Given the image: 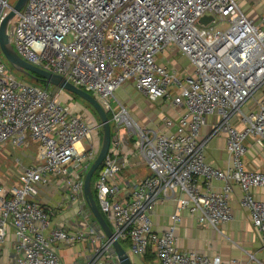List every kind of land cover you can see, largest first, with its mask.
I'll return each mask as SVG.
<instances>
[{
  "label": "built area",
  "instance_id": "built-area-1",
  "mask_svg": "<svg viewBox=\"0 0 264 264\" xmlns=\"http://www.w3.org/2000/svg\"><path fill=\"white\" fill-rule=\"evenodd\" d=\"M12 7L9 0H0V24ZM16 15L15 51L92 94L109 116L114 135L94 189L116 239L129 243L131 254L143 256L152 249L160 264H222L220 258L181 251L176 229L184 211L202 226L230 222L235 185L264 243V203L253 192L264 187V164L252 170L244 163L248 139L264 142V6L254 18L238 0H28ZM205 16L213 17L206 25L200 23ZM173 51L190 62L185 76L159 60ZM126 81L147 98L171 102L178 117L163 115L161 122L172 133L146 129L124 104H112ZM60 94L51 85L19 80L0 59V147L28 139L38 145L37 162L22 170L19 184L0 182V246L10 225L16 238L14 264H61L58 243L89 244L85 264L104 258L120 264L84 192L99 147L82 144L101 124L85 120L70 103L58 102ZM209 117L215 122L203 137ZM216 136L226 139L225 169L206 157ZM124 137L134 138L149 174L134 181L122 201L114 182L129 164L121 151ZM56 180L67 188V200L79 206L74 231L64 223L52 227L49 211L35 200L39 186ZM215 181L221 182L220 189L213 188ZM168 200L177 202L172 223L156 232L151 214Z\"/></svg>",
  "mask_w": 264,
  "mask_h": 264
},
{
  "label": "crops",
  "instance_id": "crops-1",
  "mask_svg": "<svg viewBox=\"0 0 264 264\" xmlns=\"http://www.w3.org/2000/svg\"><path fill=\"white\" fill-rule=\"evenodd\" d=\"M252 0H249L251 2ZM255 1V0H253ZM262 2V9L264 0ZM248 2H241V7L250 16L257 18L260 13L250 10L247 6ZM179 52H167L159 57H163L169 66L170 56ZM177 63V62H176ZM174 66H178L175 64ZM172 68V67H171ZM180 68L181 67H176ZM139 103H134L128 110L141 126L146 129L156 130L161 133H172L173 129L165 128L161 122L163 115L177 119L178 110L174 108L168 100L151 101L144 95L139 96ZM148 115H147V113ZM152 116V118H149ZM158 117V120L154 119ZM215 122V117H209L207 125L202 130V136H206L211 125ZM124 136V135H123ZM90 143L89 145H92ZM82 145H88L87 141ZM248 150L244 156V163L247 169H260L264 164V142H259L256 138H249ZM36 153L30 155L29 164L32 166L37 162L38 145H36ZM96 146V144H94ZM121 151L129 157V164L124 168L115 180L118 188V196L124 201L130 196L132 184L134 181L141 179L149 174V170L143 160L131 144L128 137H124L121 144ZM207 160L213 166L225 169L229 164V155L226 147V139L224 136L213 137L206 150ZM32 159V160H31ZM25 168V167H24ZM23 170V169H22ZM23 172V171H22ZM21 172V173H22ZM20 173V174H21ZM20 177V175H19ZM19 177H16L14 183L1 182L5 184H19ZM221 182H213V188L220 189ZM254 195L258 201L264 203V187L254 188ZM242 190L235 185L232 196L231 206L233 210V219L220 225L218 228L211 226H202L197 219L188 211L182 213V220L176 229L177 246L181 251H195L209 258H220L222 264H260L264 263V243L262 233L254 226L250 213L241 206L240 200ZM35 200L40 202L50 213L51 226L64 223L69 230L74 231L73 225L79 221L77 203H71L67 200V188L62 182L53 181L49 185L39 186L38 194ZM177 202L168 200L163 204H158L152 212L153 229L156 232L166 231L172 223L171 215L176 211ZM16 242L13 228L8 225L6 227V240L0 246V264H14V245ZM123 247L130 253V244L122 243ZM56 249L61 257V264H85L91 254L89 244L66 245L64 243L56 244ZM111 253L116 252L111 249ZM134 264H160L156 255L149 252L143 256L131 254ZM112 260L104 258L99 264H111Z\"/></svg>",
  "mask_w": 264,
  "mask_h": 264
},
{
  "label": "rangeland",
  "instance_id": "rangeland-1",
  "mask_svg": "<svg viewBox=\"0 0 264 264\" xmlns=\"http://www.w3.org/2000/svg\"><path fill=\"white\" fill-rule=\"evenodd\" d=\"M240 5L241 2H248L247 6L250 10L256 11L257 13H260L262 10V2L260 0H255L249 2V0H238ZM10 4L15 6L17 3V0H9ZM245 11V10H244ZM9 11H7L8 14ZM18 21V16H14L13 19L9 23L8 27V38L10 45L14 48L15 47V30H16V24ZM0 59L5 61L6 64H8L11 67V72L15 77H17L19 80L28 83V84H34V80L31 79L29 76L23 74L22 72L16 70L14 67H12L7 60L4 58L1 50H0ZM161 61L163 63H166L165 59L162 57ZM170 62L168 63L170 68L172 67L174 70L177 71V74L179 76H185L184 70L186 73L190 70V62L186 56H184L182 53H177L170 56ZM177 62V63H176ZM177 64L180 68H176L178 66H174ZM53 91H61V94L57 97L58 102L65 104L70 103L73 110L83 116L85 120H87L90 123H100V118L97 115V113L93 110L91 106H89L85 101H83L80 98H75L72 96V94L66 92L65 90H60L58 88H55L52 86ZM142 96V93L138 91L132 81H126L122 86L115 92L114 98L112 99V104L114 106H117L118 102H121L124 104L128 109L134 104L139 103V99ZM262 96L259 95L260 98ZM151 101H158L154 100L152 98H148ZM254 99L252 98L247 103L248 108L251 107L253 104ZM147 113V112H146ZM148 115V113H147ZM149 118H152V116H149ZM155 121L158 120V117L154 119ZM136 121V120H135ZM138 123V122H137ZM101 124V123H100ZM139 124V123H138ZM141 124V123H140ZM139 124V125H140ZM142 125V124H141ZM112 126V124H111ZM144 126V125H143ZM139 138L138 135H136L135 139L137 140ZM102 140H103V127L100 126L99 129L94 131L92 138H90L87 143L89 146L90 143L96 144L97 147L100 148L102 146ZM92 144V145H93ZM37 144L33 142L32 140L28 139L21 145H13L10 143L4 144L0 147V182H9L14 183L16 180V177H19L20 173L22 172V169L29 164L30 161V155H33L36 153V146ZM32 160V159H31ZM97 173V172H96ZM96 173L94 174L93 178H95ZM131 255V254H130Z\"/></svg>",
  "mask_w": 264,
  "mask_h": 264
},
{
  "label": "water",
  "instance_id": "water-1",
  "mask_svg": "<svg viewBox=\"0 0 264 264\" xmlns=\"http://www.w3.org/2000/svg\"><path fill=\"white\" fill-rule=\"evenodd\" d=\"M28 0H17L15 6L6 14L0 24V50L7 60V62L14 67L16 70L23 74L34 78L44 80L48 85L56 87L61 90H65L70 94L78 96L80 99L85 101L93 110L97 113L100 118L101 126L103 127V140L102 146L98 153V156L89 171L86 174L84 181V192L87 205L92 212L97 224L104 232L106 237L111 240L113 248L116 252L117 258L120 264H134L128 251L123 247L121 242L116 239L111 225L107 222L105 216L101 212L99 205L93 195L92 180L94 174L101 167L105 157L107 156L112 142V128L109 120V116L100 102L89 92L82 88L75 86L73 83L68 81L65 77L47 71L43 68L35 66L26 60H24L10 45L8 38V27L10 21L16 16L17 12L22 10ZM213 20L212 16H205L200 20L201 24L206 25L209 21Z\"/></svg>",
  "mask_w": 264,
  "mask_h": 264
},
{
  "label": "trees",
  "instance_id": "trees-1",
  "mask_svg": "<svg viewBox=\"0 0 264 264\" xmlns=\"http://www.w3.org/2000/svg\"><path fill=\"white\" fill-rule=\"evenodd\" d=\"M30 78H31V77H30ZM31 79L34 80V84H33V85L43 86V87L49 86L44 80H41V79H34V78H31ZM72 96H74L75 98H79L78 96H76V95H74V94H72ZM111 128H112V136H113V135H114V134H113V126H111ZM130 140H131V144H133V143H134V138L132 137V138H130ZM96 174H97V173H96ZM96 176H97V175H96ZM96 176H95V178H93V180H92V190H93V195H94V197H95V199H96V201H97V203H98L97 193H96V191H95V189H94V182H95V180H96ZM103 215H104V214H103ZM104 216H105L107 222L111 225V222L109 221V219L107 218V216H106V215H104ZM93 220H94L95 224H96L97 226H99V225L97 224L96 219L94 218V216H93ZM149 252H152V253L155 255V253L153 252L152 249L148 250L147 253H149ZM147 253H146V254H147Z\"/></svg>",
  "mask_w": 264,
  "mask_h": 264
}]
</instances>
